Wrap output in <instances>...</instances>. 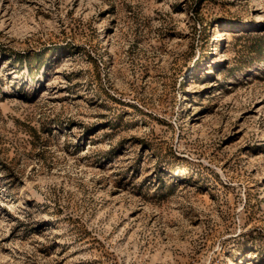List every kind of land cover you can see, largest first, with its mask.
<instances>
[{
	"label": "rangeland",
	"instance_id": "1",
	"mask_svg": "<svg viewBox=\"0 0 264 264\" xmlns=\"http://www.w3.org/2000/svg\"><path fill=\"white\" fill-rule=\"evenodd\" d=\"M0 264H264V0H0Z\"/></svg>",
	"mask_w": 264,
	"mask_h": 264
}]
</instances>
